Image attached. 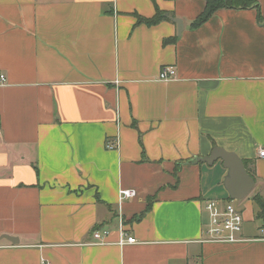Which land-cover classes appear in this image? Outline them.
Instances as JSON below:
<instances>
[{"label":"crops","instance_id":"obj_1","mask_svg":"<svg viewBox=\"0 0 264 264\" xmlns=\"http://www.w3.org/2000/svg\"><path fill=\"white\" fill-rule=\"evenodd\" d=\"M205 4L0 0V264H264V0L194 25ZM214 146L254 178L248 241H202Z\"/></svg>","mask_w":264,"mask_h":264},{"label":"built area","instance_id":"obj_2","mask_svg":"<svg viewBox=\"0 0 264 264\" xmlns=\"http://www.w3.org/2000/svg\"><path fill=\"white\" fill-rule=\"evenodd\" d=\"M175 68L172 66H164L158 74L160 80L174 79L176 76ZM4 80V75H0V81ZM118 141H108L106 148L116 149ZM258 156L264 157V147L259 148ZM119 195L122 198H132L135 196L133 189L121 188ZM203 208L207 213V224L203 231L202 241L205 242H221V243H240L250 239L242 236L243 228V212L240 208L233 205L231 199H210L203 203ZM261 235L257 239L264 240V225L261 227ZM135 243L137 240L132 236H127L122 232L120 243ZM42 264H49L42 259Z\"/></svg>","mask_w":264,"mask_h":264},{"label":"water","instance_id":"obj_3","mask_svg":"<svg viewBox=\"0 0 264 264\" xmlns=\"http://www.w3.org/2000/svg\"><path fill=\"white\" fill-rule=\"evenodd\" d=\"M167 17L177 24V32L181 34L182 20L178 17L174 18L168 15ZM215 160H220L223 167L226 168L223 184L230 199L239 200L247 196L254 186V178L249 175L245 164L234 152L214 146L209 155L197 156L189 161L193 164L203 162L209 165ZM3 238L13 241V238L8 235L3 236Z\"/></svg>","mask_w":264,"mask_h":264},{"label":"trees","instance_id":"obj_4","mask_svg":"<svg viewBox=\"0 0 264 264\" xmlns=\"http://www.w3.org/2000/svg\"><path fill=\"white\" fill-rule=\"evenodd\" d=\"M205 2L204 11L198 16V18L195 19L194 25L205 21L211 13L219 8L247 9L249 7H255L258 4V0H205ZM164 17V12L162 10L160 11L158 8H156L155 14L152 17L144 18L139 15L136 16V18H138V22L148 25L156 24L164 19ZM253 200L260 208V212L257 215L264 219V199L255 194Z\"/></svg>","mask_w":264,"mask_h":264},{"label":"rangeland","instance_id":"obj_5","mask_svg":"<svg viewBox=\"0 0 264 264\" xmlns=\"http://www.w3.org/2000/svg\"><path fill=\"white\" fill-rule=\"evenodd\" d=\"M254 194V192H251L250 193V195H253ZM232 201V203H233V205L236 207V206H238L239 204H240V199L239 200H231Z\"/></svg>","mask_w":264,"mask_h":264}]
</instances>
